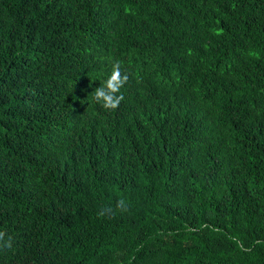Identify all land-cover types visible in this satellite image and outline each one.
<instances>
[{"label": "trees", "instance_id": "1", "mask_svg": "<svg viewBox=\"0 0 264 264\" xmlns=\"http://www.w3.org/2000/svg\"><path fill=\"white\" fill-rule=\"evenodd\" d=\"M0 264H264V0H0Z\"/></svg>", "mask_w": 264, "mask_h": 264}, {"label": "clouds", "instance_id": "2", "mask_svg": "<svg viewBox=\"0 0 264 264\" xmlns=\"http://www.w3.org/2000/svg\"><path fill=\"white\" fill-rule=\"evenodd\" d=\"M127 79V74H122L119 62L115 63L103 83L95 88L93 92L95 103L104 109H116L124 99L121 89Z\"/></svg>", "mask_w": 264, "mask_h": 264}]
</instances>
